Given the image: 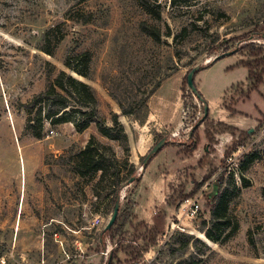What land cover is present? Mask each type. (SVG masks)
Wrapping results in <instances>:
<instances>
[{
  "label": "rangeland",
  "instance_id": "rangeland-1",
  "mask_svg": "<svg viewBox=\"0 0 264 264\" xmlns=\"http://www.w3.org/2000/svg\"><path fill=\"white\" fill-rule=\"evenodd\" d=\"M157 1L160 19L135 0H0V264H92L85 262L89 254L98 258L94 264H105L110 257L112 264H177L190 257L194 264H264V74L255 89L247 81L223 96L224 107L254 118L245 129L231 127L232 132L209 116L197 126L203 105L185 80L193 66L226 53L230 55L220 59L224 61L215 67V76L220 78L226 66L238 61L228 75L233 82L245 80L240 61L264 59V0ZM143 22L159 30L160 41L141 30ZM83 52L91 55L88 77L64 65L66 57ZM61 70L87 83L105 124L113 126L116 113L127 136L135 180H124L119 189V212L109 233L102 231L113 209L108 177L113 169L102 181L100 172L80 176L76 155L90 135L111 147L118 159L125 156L122 144L101 135L94 123L77 132L71 121L44 119L40 138L26 128L28 119L36 125L38 105L31 107V99ZM261 70L258 65L252 72L258 77ZM210 99L218 117L227 115L229 124L239 121L236 114L216 110L217 90ZM68 102L73 120L80 106L75 98ZM149 104L156 113L154 126L145 122ZM41 106L46 116L52 107ZM122 108L133 113L123 114ZM162 114L172 124H158ZM191 130L192 140L199 136L197 150H203L204 134L210 132L213 141L207 140L206 154L172 156L173 164L164 156L149 167L159 168L153 182H143L150 159L163 156L167 146L143 168L150 148L163 137L167 144L189 142ZM220 131L233 138L218 135ZM150 133V147L140 151V139ZM167 172L172 177L166 189L161 183ZM139 180L140 204L149 189L166 191V210L156 207L157 214L151 213L156 225L131 221ZM215 185H221L227 204L226 227L217 230L221 238L228 234L221 243L204 235L212 224ZM185 197L199 202L193 218L179 215ZM96 216L102 220L99 225L92 224Z\"/></svg>",
  "mask_w": 264,
  "mask_h": 264
},
{
  "label": "trees",
  "instance_id": "trees-1",
  "mask_svg": "<svg viewBox=\"0 0 264 264\" xmlns=\"http://www.w3.org/2000/svg\"><path fill=\"white\" fill-rule=\"evenodd\" d=\"M138 5L152 18L160 19L161 17V9L160 3L157 0H135ZM141 30L150 36L156 42L160 41V33L156 28H152L147 26L144 22L141 24ZM51 29L46 31L45 37L50 34ZM63 38V34H61L55 43L60 41ZM264 38V35H263ZM42 50L47 54L52 53V48H48L46 46H42ZM89 52H83L78 55L68 56L64 61L65 67L72 70L76 74L88 77L89 74V62L91 60ZM215 61V60H213ZM240 63L248 68V79L250 80V84L252 89H255L258 84L263 82L262 75L264 74V59H254L250 62H246L241 60ZM260 65L262 67L261 75L256 77L253 74L254 66ZM186 80V76H185ZM160 83L157 84L156 89L159 87ZM155 89V90H156ZM201 97V103L204 106L206 102L202 98V95L198 92ZM68 97H72L76 99V102L79 104V108L75 109L74 112L78 113V116L70 120L68 117V111L66 108L69 106ZM96 97L91 89V87L75 78L72 75L67 74L64 70H61L58 76L50 83V85L42 92L36 94L31 99L30 105L34 107L38 105V111L36 113L35 124H32L33 119H28V123L26 128L31 130V133L34 137L40 138L41 136V128L43 125L44 119H51L53 123L57 122H66L71 121L75 130L77 132H82L85 130L91 123H94L97 127L98 132L104 137L116 140L120 144H122L123 152L125 156L122 159H118L115 156L114 151L111 147L106 146L99 142L94 135H90L85 147L76 155V167L77 173L80 176H83L88 173H96L100 172L101 181L104 180L107 175H109L110 169H113V172L108 176L109 177V186L112 187V205L116 202L118 197L119 189L124 180L129 179L134 176V165L129 161V148L127 146V136L124 131L122 124L117 119V114L114 113L112 115L113 126H107L105 121L97 112L96 108ZM47 103L48 106L52 107L48 110L46 116H42V104ZM56 105V108L54 106ZM202 106V109H203ZM85 107V109H82ZM146 112H148V107L145 106ZM123 114H132L133 112L130 110H125L122 108ZM146 115V114H145ZM208 116V114L203 118V120ZM202 118V117H201ZM54 119V120H53ZM202 120V121H203ZM231 132L234 130L231 127H228L227 130ZM194 131V130H193ZM192 131V132H193ZM232 134V133H231ZM191 134H189V142L180 143L182 151L185 153H189L193 151L197 145L198 138L196 140H192ZM205 136L208 140V143L213 141L210 132L206 130ZM168 142V140H166ZM207 143V145H208ZM101 150H108L110 152L109 156H104ZM252 158H250V161ZM122 163V166H119V163ZM123 175V176H122ZM125 175V176H124ZM222 176L220 177V179ZM221 185H215L213 187L212 195L216 198L215 203L211 207V216H212V224L211 228H208L204 231L205 237L212 241L221 243L224 239L227 238L228 234H226L223 238H221V232H217L218 229H224L226 227V222L223 219L225 217V213L227 211V204L225 201V196L223 193L219 192V187ZM188 197H185L186 199ZM115 223V222H114ZM111 229V228H110ZM110 229L102 231V233H109ZM103 241V237H100V242ZM112 258L110 257L108 262L105 264H112ZM184 262L194 264L192 257L183 260V262H179L177 264H184Z\"/></svg>",
  "mask_w": 264,
  "mask_h": 264
},
{
  "label": "crops",
  "instance_id": "crops-1",
  "mask_svg": "<svg viewBox=\"0 0 264 264\" xmlns=\"http://www.w3.org/2000/svg\"><path fill=\"white\" fill-rule=\"evenodd\" d=\"M224 58V57H223ZM222 59V58H221ZM219 60V61H218ZM215 60L213 61V59L206 65L204 66H201L200 70L198 72H196L195 76H194V84L196 86V89L198 90V92L203 96L204 100L207 102L209 108H208V116L210 119H212L214 122H220V123H223L224 125L226 126H230V127H233V128H236L238 130H242V129H245L246 126L249 125V123H252V121L254 120V118H249V117H246L244 114H241L242 111H239L237 110L236 112L235 111H231L230 109L224 107L222 105V98L223 96L225 95V93L233 86V85H236V84H245L247 81L250 83V80L248 79V68L243 66L241 63V66L246 70L247 72V75L245 77V80L244 81H240V82H233L232 78H230V76L228 75V73L230 71H232L235 66L237 65V63L235 64H230L228 66L225 67L224 69V72L223 74L221 75V77H217L215 76V73L217 70H215V67L222 61L224 60ZM220 69V68H219ZM214 73V74H213ZM170 77V76H169ZM167 77L166 79H164L158 88H160L163 83L169 78ZM212 90H217V94H218V105H216V110H219V112L221 114H228V115H233V114H236V116L239 118V121H236V123H233V124H229L230 121L227 120V115H226V118H222V117H218L217 116V112L216 111H212L210 109V102H211V92ZM150 103V101H149ZM213 104H215L213 102ZM178 106L181 108L182 107V102L178 101ZM149 108H150V111H149V115L147 117V120L145 121L146 123H149L151 124L152 123V126H154L153 124V121H152V118L155 117L156 113L151 109V106L149 104ZM244 113V112H243ZM160 118L157 119V123L158 124H172L171 122V118L170 117H165L163 114L162 115H159ZM160 121V122H159ZM251 121V122H250ZM251 129V128H250ZM156 130V129H155ZM224 132V133H223ZM219 134H225L228 136V139L230 138H233V134H231L230 132L228 131H220L218 133ZM152 134L150 133L149 135H147L146 137L142 139H140V147H141V150L140 151H145V149H148L150 147V143L149 141L151 142L153 137L151 136ZM217 135V136H218ZM204 137H205V142L203 141V150L200 149H194L193 151L189 152V153H185L184 151H182L181 147L179 146V143H174L172 142L171 143H168L167 142L165 143V145L160 149L162 150L163 148H165V146H167L165 149V154L163 156H161L160 158H156V156H154L152 158V161L150 159V162L149 164L147 165L146 167V170L144 171L143 173V176L141 178V180L143 182H153V178L156 177L155 176V172H159V168L156 167V169L154 170H149V167H152V165H154L153 163H156L157 161H160V159L164 156H167L165 159V161L168 163H171L173 164L174 162V157L172 156H180V157H184L185 156H203L206 154V151H208V148L206 146L207 144V139H206V136L204 134ZM198 141H199V136H198ZM148 147V148H147ZM169 151H171L170 155H168ZM175 157V158H176ZM182 161V160H181ZM160 163V162H159ZM157 165V164H156ZM161 172V170H160ZM166 176V178H163L162 179V186L164 188H168V184H169V181H170V177H172V174L171 173H168L167 174H163ZM168 177V178H167ZM139 182V188H138V194H137V199H136V203L134 204L133 208H132V218H131V221H138L139 223L142 222L144 224H146L147 226H150L151 223H153L154 225H156L157 223V219L155 217H153L151 215L154 214L156 215L157 212H156V207H161V209L159 210H163L165 211L166 210V206H165V200H164V196L163 194L166 192H164L163 194L159 193V191L157 190H150L149 189V192L147 195H145L146 197H144V201L140 204V180L138 181ZM145 185V183H142L141 186ZM167 215L164 216V219H167ZM101 259V258H99ZM96 261L99 262L98 258L95 256V254H89L88 256H86V263H92L94 264Z\"/></svg>",
  "mask_w": 264,
  "mask_h": 264
},
{
  "label": "water",
  "instance_id": "water-1",
  "mask_svg": "<svg viewBox=\"0 0 264 264\" xmlns=\"http://www.w3.org/2000/svg\"><path fill=\"white\" fill-rule=\"evenodd\" d=\"M227 55H230V54H221V55H217L213 58V60H218V59H221ZM201 66H198V65H195L193 66L186 74V84H187V87L191 90V92L195 95V97L201 101V97L199 96L198 94V90L196 89V86L194 84V76L196 74V72H198L200 70ZM208 114V107L207 105L205 104L203 106V116L200 120V122L197 124V126L202 122L203 118ZM193 130H191L190 134L192 133ZM252 129H249V132H251ZM166 143V138L163 137L161 138L160 140H158L151 148L150 150L148 151V153L146 154V156H144L143 158V161H142V167L144 168L147 164V161L148 159L150 158V156H152L153 154H156L157 152L160 151V149L165 145ZM135 180V177L132 176L128 179V183H131ZM120 203V196L118 195L117 199H116V202L114 203V206H113V209H112V212L107 220V223L105 224L104 228H103V231L105 230H108L110 229L116 218H117V215H118V212H119V204Z\"/></svg>",
  "mask_w": 264,
  "mask_h": 264
},
{
  "label": "built area",
  "instance_id": "built-area-1",
  "mask_svg": "<svg viewBox=\"0 0 264 264\" xmlns=\"http://www.w3.org/2000/svg\"><path fill=\"white\" fill-rule=\"evenodd\" d=\"M50 134H53V130H50ZM199 209V202L197 199L186 198L179 207V215L185 214L188 218H193L196 212ZM102 223V220L99 216H96L92 220L93 225H99ZM134 264H140V262L136 261Z\"/></svg>",
  "mask_w": 264,
  "mask_h": 264
}]
</instances>
